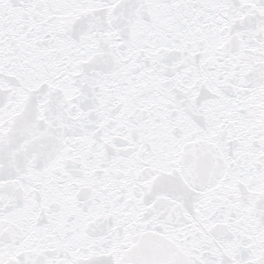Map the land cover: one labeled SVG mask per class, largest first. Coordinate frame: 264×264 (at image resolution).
I'll return each instance as SVG.
<instances>
[{"label": "snow or ice", "instance_id": "obj_1", "mask_svg": "<svg viewBox=\"0 0 264 264\" xmlns=\"http://www.w3.org/2000/svg\"><path fill=\"white\" fill-rule=\"evenodd\" d=\"M0 264H264V0H0Z\"/></svg>", "mask_w": 264, "mask_h": 264}]
</instances>
